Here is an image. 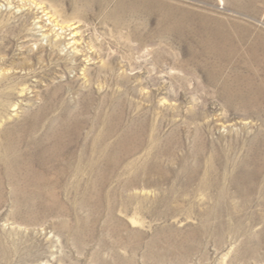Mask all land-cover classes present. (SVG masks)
<instances>
[{"label": "rangeland", "instance_id": "374dc122", "mask_svg": "<svg viewBox=\"0 0 264 264\" xmlns=\"http://www.w3.org/2000/svg\"><path fill=\"white\" fill-rule=\"evenodd\" d=\"M0 264H264V0H0Z\"/></svg>", "mask_w": 264, "mask_h": 264}, {"label": "bare ground", "instance_id": "6f19581e", "mask_svg": "<svg viewBox=\"0 0 264 264\" xmlns=\"http://www.w3.org/2000/svg\"><path fill=\"white\" fill-rule=\"evenodd\" d=\"M89 104V103H88ZM91 109V108H90ZM90 111V110H89ZM64 124V123H63ZM63 124H61L62 126H63ZM65 128V127H64ZM48 131V130H47ZM54 131V130H53ZM52 132V131H51ZM50 132V133H51ZM63 132V131H62ZM56 133H58V132H56ZM55 133V134H56ZM60 133H61V131H60ZM46 135H48L47 133H45ZM52 134V133H51ZM62 134V133H61ZM64 134H65V132H64ZM51 136V135H50ZM60 136V135H59ZM52 137V136H51ZM44 139H47V138H45L44 137ZM51 139V138H50ZM47 141V140H46ZM57 141V140H56ZM52 143H53V141H52ZM62 143V142H61ZM73 143V142H72ZM29 144V143H28ZM59 144V143H58ZM57 144V145H58ZM35 145V144H34ZM64 145H66V143L64 144ZM49 146L50 145H48L47 143H44L43 142V144H41L40 146H39V148L38 149H36L35 148V151H29V149H28V147H27V149H28V151L27 152H25L23 155H21L22 156V158H25V157H31L34 153L33 152H37L38 154L39 153H41V155H42V159H38V158H36L37 157V155L38 154H36V157L34 158V157H32V158H34V161H35V159H38L37 160V163L36 162H34L35 164L34 165H36L35 167H37V169L38 170H40V172H42L43 174H60L62 171H63V168L64 167H66V166H64L65 164H63L64 162H63V160H65V159H63V158H59V157H57V156H53V155H51L50 153H49ZM31 147H32V143H31ZM35 147V146H34ZM55 147V146H54ZM54 147H52L53 149H54ZM58 147V146H57ZM67 147V146H66ZM73 147V146H72ZM75 147V146H74ZM56 148V147H55ZM63 148V147H62ZM68 148V147H67ZM64 149V148H63ZM70 150V149H69ZM24 151H26V150H23V152ZM56 151V150H55ZM53 152V154L54 153H56V152ZM59 152V151H58ZM74 152V151H73ZM59 153H61V155H65L66 153L64 152L63 154H62V152H59ZM58 153V155H60ZM66 156H64V158H65ZM18 158V157H17ZM41 158V157H40ZM19 159V158H18ZM27 159V158H26ZM30 159V158H29ZM21 160V159H20ZM19 160V161H20ZM33 160V159H32ZM29 161L30 160H28V164H30L29 163ZM68 161V160H67ZM67 161H66V164H67ZM22 162V161H21ZM24 162V161H23ZM69 162V161H68ZM14 164V163H13ZM22 165H23V163H22ZM72 165V164H71ZM27 166H31V165H27ZM24 167H25V165H24ZM34 167V166H33ZM13 168H14V166H13ZM21 168H23V167H21ZM27 168V167H26ZM67 168V167H66ZM22 170V169H21ZM27 170H29V169H27ZM30 170H31V168H30ZM28 171V172H31V171ZM33 170V172H35V170L34 169H32ZM67 170V169H66ZM66 170H64V171H66ZM23 172V171H22ZM33 172H31V173H27V174H32ZM68 172V171H67ZM66 172V173H67ZM64 173V172H63ZM23 174H25L24 172H23ZM27 174H25V176L27 177ZM38 174V173H37ZM65 174V173H64ZM31 176H33V175H31ZM42 176V175H41ZM58 176V175H57ZM23 177V176H22ZM19 178V177H18ZM25 178V177H24ZM31 178V177H30ZM41 178H43V177H41ZM62 178V177H61ZM40 178L38 177V181H40L39 180ZM60 179V178H59ZM26 180V179H25ZM27 180H28V178H27ZM30 180V179H29ZM42 180V179H41ZM22 181V180H21ZM34 181V180H33ZM37 181V182H38ZM48 181V185H49V179L47 180ZM62 181V180H61ZM29 182V181H28ZM30 182H31V180H30ZM29 182V183H30ZM51 182H53V181H50V184H51ZM32 183L33 182H31V185H32ZM40 183V182H39ZM41 183H43L42 181H41ZM35 184V183H34ZM45 184H47V183H44V185ZM53 184V183H52ZM52 184L50 185V186H52ZM35 185H37V183L35 184ZM39 185V184H38ZM43 184H41L40 186L41 187H44V185L42 186ZM60 185H61V182H60Z\"/></svg>", "mask_w": 264, "mask_h": 264}]
</instances>
